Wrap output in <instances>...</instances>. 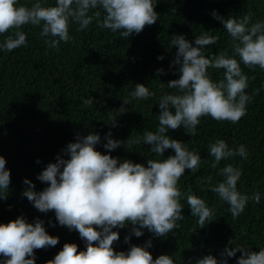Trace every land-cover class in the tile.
Listing matches in <instances>:
<instances>
[{"label":"clouds","instance_id":"1","mask_svg":"<svg viewBox=\"0 0 264 264\" xmlns=\"http://www.w3.org/2000/svg\"><path fill=\"white\" fill-rule=\"evenodd\" d=\"M156 5L157 0H54L53 4L48 0H29L28 4L21 0H0V36L7 33L0 41V52L10 53L27 47V34L22 30L27 25L39 27V35L46 38L47 47L57 51L61 43H74L70 35L72 25H76V31H84L95 22L101 29L128 38L158 21ZM211 15L228 33L231 55L223 52L206 57L204 49L218 40L207 31L192 41L184 35H172L169 46L176 47L177 51L170 67L175 66L174 74L179 76L167 83L175 92L159 97L160 112L154 132L145 131L142 138L123 141L113 139L110 130L103 137L107 154L97 150V145L102 143L100 134H77L75 142L61 150L63 155L58 154L55 162L48 163L37 175L36 179L47 187L36 191L31 180H23L27 186L23 197L40 213L53 211L58 225L77 231L85 245L84 250L78 251L75 243H65L47 264H176L167 254L153 258L149 251L152 239L138 246L130 244L131 237L143 236L144 229L157 238H166L169 233L175 236L174 230L180 226L178 222L184 219L182 199L191 216L197 218L198 228L213 221L215 207H210L191 188L182 191L179 187L186 169L191 173L199 171L201 156L167 133L183 128L186 134L194 136L203 117L237 124L247 115V106L260 89L247 93L249 77L242 71L241 64L249 69L258 66L264 71V20L252 22L251 12L239 19H225L215 10ZM157 59L163 60L164 56ZM209 69H222L223 78L214 81ZM165 74L163 68L156 70L157 76ZM154 95L144 84H135L115 114L109 113L111 128L118 126L117 118L128 111L126 106L132 101H145ZM93 104L92 96L82 98L83 107ZM141 142L150 146V152L157 157H164L169 149L174 155L147 159L146 164L111 155L122 145L128 149ZM208 153L213 158L211 167L214 169L221 161L237 156L247 160L250 155L244 144L231 148L223 139L211 143ZM36 163L41 161L38 159ZM218 175L223 179L215 185L211 184V176L202 178L201 183L210 185L209 190L229 206L233 219L245 211L250 201L260 203L258 191L248 195L238 190L243 175L241 167L226 164L219 168ZM9 185L10 170L6 168V158L0 155V200L7 199ZM48 223L56 227L51 220ZM128 225L132 227L124 243L129 244V248L117 252L113 244L120 239L118 230ZM58 242V236L47 232L44 220L36 218L29 223L20 215L6 224L0 223V264H36L34 250L54 247ZM229 244L233 245V240H229ZM237 252L242 255L236 259V264H264V247L253 251L239 244L226 246L221 258L209 254L195 261L189 258L187 264H228V259L236 257Z\"/></svg>","mask_w":264,"mask_h":264},{"label":"trees","instance_id":"2","mask_svg":"<svg viewBox=\"0 0 264 264\" xmlns=\"http://www.w3.org/2000/svg\"><path fill=\"white\" fill-rule=\"evenodd\" d=\"M21 3L28 4L29 0H21ZM48 3L53 4L54 0ZM213 10L225 19H239L251 12L252 22L264 20V0H157L158 21L128 38L101 29L95 22L84 31H76V25H72L70 35L74 43H61L57 51L47 47L46 38L39 35V27L27 25L22 29L27 34V47L10 53L0 52V155L6 158V168L10 170L8 196L0 200V223L6 224L20 215L29 223L36 218L45 221L47 232L58 236L59 242L54 247L34 250L36 264H47L54 259L65 243H75L78 251L84 250L85 245L77 231L58 225L53 211L40 213L23 197L22 192L27 187L23 180H31L36 191L47 187L36 179L37 175L48 163H54L58 154L63 155L61 150L75 142L77 134H100L102 143L97 145V150L107 154L103 137L110 130L113 139L123 141L142 138L145 131L154 132L158 126L159 97L175 92L167 83L179 76L174 74L175 66L170 67L177 51L176 47L169 46L171 36L184 35L192 41L207 31L218 40L204 49L205 56L223 52L231 55L230 38L223 25L212 17ZM5 36H0V41ZM161 55L164 59L158 60ZM160 68L165 70V75H156ZM241 68L249 77L247 93L260 89L248 104L245 117L237 124L203 117L194 136L186 134L183 128L167 133L186 143L189 150L198 152L202 160L196 173L186 169L179 181L180 189L191 188L210 207H215L216 212L211 223L198 228L197 218L191 216L182 199L184 219L178 222L180 226L174 230L175 236L169 233L166 238H157L147 229L139 238L132 236L130 244L138 246L152 239L149 251L154 259L167 254L176 264H187L189 258L195 261L209 254L221 258L226 246L239 244L253 251L264 247V71L258 66L249 69L243 64ZM209 73L214 81L223 78L222 69H209ZM137 83L144 84L155 95L145 101H132L126 106L128 111L117 118L118 126L111 128L109 113L115 114ZM89 96L94 98V104L83 107L82 98ZM217 139L225 140L231 148L244 144L249 158L241 160L237 156L212 168L213 158L208 148ZM111 155L146 164L147 159H164L174 152L169 149L164 157H157L150 152V146L141 142L128 149L122 145ZM38 159L39 164L36 163ZM229 163L243 169L237 185L239 191L248 195L256 191L261 194L260 203L250 201L236 219L228 211L229 206L209 190L210 185L201 183L202 178L211 176V184L215 185L223 179L218 175L219 168ZM49 220L56 223V227H51ZM131 227L118 230L120 239L113 244L115 251L128 250L129 244L124 243V237ZM229 240H233V245ZM241 255L237 252L236 257L228 259V264H236Z\"/></svg>","mask_w":264,"mask_h":264}]
</instances>
